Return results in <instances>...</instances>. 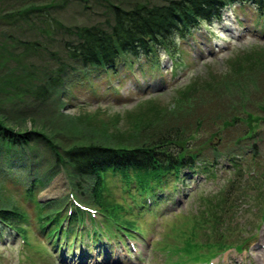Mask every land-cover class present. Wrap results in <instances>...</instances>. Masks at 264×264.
Segmentation results:
<instances>
[{"label":"rangeland","instance_id":"obj_1","mask_svg":"<svg viewBox=\"0 0 264 264\" xmlns=\"http://www.w3.org/2000/svg\"><path fill=\"white\" fill-rule=\"evenodd\" d=\"M139 1L160 2L0 0V10L18 4L47 6L59 2L42 11L64 25H94L110 19L111 4L128 9ZM258 13L237 3L224 11L223 21L205 22L204 27L179 39L180 63L175 69L172 59L163 56L159 67L150 68L142 60L131 70L90 74V80L81 72H72L60 94L55 92L45 105L39 101L33 104V98L27 95L13 98L0 93V107L6 109L12 127L42 128L60 148L92 141L141 144L151 135L174 128L186 138L193 153L201 150L195 172L183 170L184 180L168 176L175 180L161 187L175 198L171 204H162V208L172 205L174 209L162 223L154 224L152 211L142 216L121 210L126 219L118 218L121 224L117 223L116 228L138 225L142 230L131 240L136 252L127 257L122 249L116 250L118 235L110 236L108 242L96 241L104 240V229L111 227L105 225L104 216L96 212L94 217L86 210L81 217L84 219L79 220L81 224L74 229L77 234L70 240L71 248H54L53 239L38 226L40 205L60 206L65 211L60 216L64 219L66 211L76 206L69 194V190L76 189L62 168L51 176L42 175L53 157L45 144H35L36 158H43L44 163L37 170L42 184L33 187L32 194L26 191L35 173L30 162L23 168L18 164L0 170V205L21 210L27 217V229L21 237L11 229L0 236V264H75L81 261L77 247L85 245L83 260L87 253L91 256L87 264H101L107 253L112 255L111 261L102 264H196L223 248L228 250L222 257L215 256L207 264H264L256 258L257 252L264 256V16L258 17ZM40 21H34L37 29L45 26ZM4 27L0 24L1 36L7 30ZM56 32L41 35L46 54L62 51L59 40L66 35ZM25 36L38 39L34 32H26ZM46 63L28 57L11 65L16 72L33 69L38 74ZM94 70L88 68V72L96 73ZM1 81L0 87L7 86V79ZM7 156H1L0 163L6 162ZM109 180L108 195L126 206L130 202L127 191L119 186L117 177ZM76 198L87 205L82 197ZM218 231L224 232L223 239L215 236ZM94 240L97 246L92 244ZM236 242L244 243L242 250L237 251ZM101 247L107 249L102 251ZM199 251L202 253L195 256Z\"/></svg>","mask_w":264,"mask_h":264},{"label":"trees","instance_id":"obj_2","mask_svg":"<svg viewBox=\"0 0 264 264\" xmlns=\"http://www.w3.org/2000/svg\"><path fill=\"white\" fill-rule=\"evenodd\" d=\"M58 3H47V6L18 4L10 6L7 10H0V24L7 29L2 31V36L0 35L1 84L7 79V86L0 87V93L6 97L27 95L33 98L32 102L35 101L33 104L39 101L40 104L45 105L49 99H53L55 92L59 91L60 94L64 80L72 72H81L90 80V74L104 71L115 74L120 68L131 70L142 60L149 64L150 68L159 67L163 56L172 59V69H175L180 61L177 41L187 38L200 26L204 27L205 22L222 21L225 15L223 13L229 7L237 3L239 6L247 5L253 12H259L258 17L264 16V0L139 1L128 9L111 4L110 19L105 23L69 26L56 20L54 16H47L42 11L53 8ZM34 21L37 23L40 21L45 25L44 28L37 29L38 26ZM56 31L66 35L59 40L62 51L61 53L56 50L49 51L47 55L45 43L41 42V35ZM26 32L36 33L38 39L26 37ZM28 57L35 60L41 58L47 60V63L42 70L37 71L38 74L33 69L16 72L11 63ZM88 68H95L94 71L97 72H88ZM24 76L27 80L23 79ZM5 110L0 107V157L6 154L8 156L6 162L1 161L0 170L10 169L18 164L21 165L18 167L23 168L30 162V169L35 173L26 191L28 195L32 194L33 187L42 184L37 170L44 163L41 161L43 158L39 160L36 158L38 149L35 144L39 142L45 144L50 150L53 162L42 175L51 176L61 168L67 171L71 186L77 192L69 190L71 200H76V196L78 198L80 196L82 202L97 207L105 217V225L111 227L104 229L108 237L126 235L133 227H138L131 225L116 228L117 223H120L117 221L118 218L126 219L121 214V210L132 208L133 204L130 202H138L143 207L148 200L151 202L162 200L160 198L164 194V189L161 187H166L175 179H187L181 176L185 175L182 171L186 169L189 174L190 171L195 172V164L200 157L201 150L193 153L194 149L186 144V138L178 133L179 129L174 128L163 134L151 135L150 139L141 144L136 142L123 144L118 141L113 144H98L92 141L60 148L55 143L56 139L43 132L42 128L12 127ZM168 176H173L175 179L170 180ZM115 177L119 181V186L127 191L130 202L126 206L115 201L107 193L109 178ZM86 179L91 180V184L86 183ZM55 203H57L56 199ZM49 204L46 207L40 205L38 226L56 242L59 238L69 242V239L77 233L72 232L71 228L68 230L63 228L68 226L60 217L63 210L60 206ZM83 214L77 206L69 210V215L66 216L71 226L68 227H74L77 221L82 219ZM26 219L23 211L15 208L7 209L0 205V236L5 230L11 229L21 237L27 229ZM222 233L224 232L218 231L215 236L223 239ZM218 242L222 244V241L218 240ZM241 244L244 243L236 242L237 249L241 248ZM205 252L208 254V249ZM198 253L202 252H196L195 256ZM216 254L208 255L206 259Z\"/></svg>","mask_w":264,"mask_h":264},{"label":"bare ground","instance_id":"obj_3","mask_svg":"<svg viewBox=\"0 0 264 264\" xmlns=\"http://www.w3.org/2000/svg\"><path fill=\"white\" fill-rule=\"evenodd\" d=\"M263 253L261 252H257L256 254V258L258 259L259 263H262L264 261V258H263ZM78 260H76L75 262H77ZM88 261V260H87ZM107 262V261H105ZM78 264H85L83 261H78Z\"/></svg>","mask_w":264,"mask_h":264}]
</instances>
